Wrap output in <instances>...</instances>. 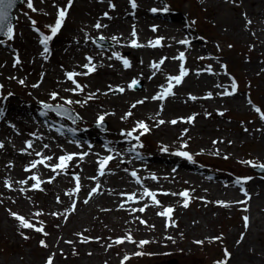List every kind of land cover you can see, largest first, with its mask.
Returning <instances> with one entry per match:
<instances>
[{
	"label": "rangeland",
	"instance_id": "374dc122",
	"mask_svg": "<svg viewBox=\"0 0 264 264\" xmlns=\"http://www.w3.org/2000/svg\"><path fill=\"white\" fill-rule=\"evenodd\" d=\"M136 3L133 10L129 0H73L63 27L49 42L47 54L40 37L51 35L49 26L54 25L58 10L67 5V0H33L37 11L29 9L27 0H23L14 8L13 37L0 40V144H3L0 264H46L50 256L53 264L86 263L89 258H94L90 264H220L226 259L227 264H250L243 255L230 260V252L239 254L242 250L245 254L246 246L264 255V196L258 198L259 209L240 204L247 200L244 188L252 193L256 191L253 182L264 191V172L258 174L257 167L251 166L264 165L261 156L264 131L258 126L264 121L261 118L264 94L260 90L264 81V52L258 51L255 30L250 33L245 29L249 26L246 19L250 6L246 0H213L212 6L206 0H136ZM261 20L264 25V17ZM32 21H36L35 29ZM121 22L125 23L124 28ZM97 23L106 27L96 29ZM140 25L149 29L145 41L140 37ZM133 27L136 39L145 49L130 46ZM236 27L249 35L248 40ZM101 36L111 46L102 47L94 42ZM113 37L119 42L113 41ZM158 38H162L161 46H147ZM184 39L192 40L189 46L178 43ZM181 50L189 73L183 84L176 86V93L163 101L151 99L168 85V62L174 64L171 76L179 75L181 62L172 58ZM117 55L122 59H116ZM164 57L167 59L159 71L151 68L152 63ZM87 58L95 65L94 72L88 73L84 67ZM123 59L131 67L124 68ZM215 71L222 73L219 77L229 83L226 90L235 81L238 91L235 98L223 100L217 93L187 87L202 76L214 77ZM71 72L80 74L74 79L83 91L75 90V85L67 79L66 74ZM145 79L151 84L147 90ZM133 80L142 83L140 89L130 87ZM120 88L124 91H116ZM53 93L57 94L56 99L52 98ZM210 93L211 98H207ZM89 95L93 98L88 99ZM247 95L259 112L247 104ZM68 99L81 103L67 105L64 101ZM234 99L241 104L238 108ZM139 100L145 103L133 108ZM43 102L66 105L81 116L79 124L73 126L77 128L75 137L68 135V128L58 130L57 123L67 122L57 119L54 113L44 112L40 108ZM129 112L131 115H127ZM99 116L105 117L104 132L92 127ZM190 117H194L193 121L185 122ZM159 120L165 123L158 126ZM172 120L177 123L171 124ZM140 121L148 125L149 131L143 135L134 131L139 141L126 142L130 138L126 133ZM200 125L204 126L203 132ZM224 138L225 143L220 140ZM214 139L219 147L216 150L212 148ZM27 142L32 143V148L26 147ZM137 142L143 145L137 147L139 159L129 151ZM104 143L112 151L103 148ZM45 144L48 148H44ZM185 144L187 147H183ZM96 149L99 155L91 157ZM177 151L187 152L205 166L174 155ZM84 153L87 155L81 161L79 156ZM69 154L76 157L66 172L53 173L51 166L59 162L60 156ZM109 154L114 159L105 169L106 174L100 176L98 161ZM44 157H51L46 160L49 167L38 164L35 169L25 171ZM131 171L137 172L141 184L135 182ZM33 175L39 177L43 191L33 188L35 181L29 179ZM153 175L156 180L151 179ZM53 176L55 180L47 183ZM76 176L80 177L79 193L75 191ZM245 178L247 183H237ZM24 180L28 183H19ZM97 184L98 193L84 204ZM145 187L157 193L160 206L153 205L150 198L134 203L121 195L135 193L139 200ZM234 188L237 195L231 201L229 193ZM184 191L189 193L187 208L182 206L184 201L179 195ZM165 192L177 195H163ZM236 199L240 200L236 202ZM145 205L148 207L144 213L131 211ZM167 207L174 209V227L165 217L157 215ZM36 212L42 215L36 216ZM11 213L36 227L43 226L48 235L21 229ZM246 216L249 217L247 229L243 219ZM140 219L154 227L141 225ZM186 224L196 227L187 231ZM128 235L134 243L126 240ZM117 239H124L125 243L117 245L114 243ZM41 240L47 248L41 246ZM142 240L149 243L140 248L138 244ZM226 250L230 258L225 257ZM136 252L144 254L137 256ZM125 257H128L126 261ZM253 263L257 264L256 260Z\"/></svg>",
	"mask_w": 264,
	"mask_h": 264
},
{
	"label": "snow or ice",
	"instance_id": "6c2138e0",
	"mask_svg": "<svg viewBox=\"0 0 264 264\" xmlns=\"http://www.w3.org/2000/svg\"><path fill=\"white\" fill-rule=\"evenodd\" d=\"M16 2H17V0H0V20H3L7 16L8 11L14 7ZM72 3H73V0H67V5L64 8H61V9L58 10L57 18L55 20L54 25L49 26L51 35H41L40 43L43 45V51H44L45 54H47L49 52V47H48L49 42L60 32L61 28L63 27L64 22H65V20L67 18V15H68V9L71 8ZM129 3H130L131 8L133 10H135L137 8L136 0H129ZM27 7L29 9H31L32 11H37L34 8V6H33V0H27ZM166 10L167 9H165V11ZM152 11L155 13L157 10L156 9H152ZM105 15L107 16V13ZM109 18H111V17H109ZM248 23H251V21H248ZM35 24H36V21H32V25H33L34 29H35ZM101 27H106V25L102 26L100 23H97L95 25L96 29H100ZM0 30H2V29H0ZM152 31L155 32L156 28L153 27ZM7 35H8L9 39H12L13 29L11 27H9L7 29ZM131 35L133 37V39L131 40V44H130L131 47H133V48H141V47L145 46V45L140 44L138 42V40L136 39L137 33H136L134 27H133V31H132ZM99 39L100 40H104L105 38L103 36H101V37H99ZM112 39H113V41H116L117 43L119 42L116 37H113ZM161 43H162V38H158L156 40L150 41L147 46L148 47H152V48H156V47L161 46ZM179 43L181 45H186V46L190 45V41L187 40V39L181 40V41H179ZM87 59H88V64L84 65V67L88 69V73L94 72L96 70L95 69V65L92 64L91 58H87ZM116 59L120 60L122 58L119 55H117ZM166 59H167V57H164L159 62L152 63L151 64V68L156 70V71H159L160 68H161V65L164 64ZM172 59L179 60L181 62L180 66H179L180 67L179 75H176V76L169 75V76H167L168 86L161 93L153 96L151 98L153 100L163 101L167 97H170V96L174 95L173 88L175 86H179L180 84H182L183 81H184V78L189 74L187 69L184 66V62H185V53L184 52H180L177 57H173ZM16 63L18 64V63H20V61L16 60ZM122 63H123L124 68H126V69L131 67L130 62L127 59H123ZM85 74H87V73H85ZM66 75H67V79L70 80L75 85V90L83 91V87L79 83H77V81L74 79V77H76L77 75H80L79 73L71 72V73H67ZM21 83H23V81H21ZM137 84H138V82L136 80H133L132 84L130 85V87L134 88L135 86H137ZM35 86L36 85H34V87ZM217 87H220V85H217ZM232 89H233V92H228L227 90H225L223 95L230 96V95L234 94L235 89H236L235 81H233ZM75 90L69 89L68 91H74L75 92ZM116 91L123 92L124 89L120 88V89H116ZM56 95L57 94L53 93L52 94V98L56 99ZM92 98H93V96L89 95L88 99H92ZM207 98H211V94H209V96ZM146 99L147 98H145V100ZM190 99L195 100L196 97H190ZM145 100L137 101L135 104L132 105V107L135 108L137 106V104L145 103ZM64 103L67 104V105H71L73 103H81V101H72V100L68 99V100H65ZM85 103H86V101H85ZM44 107L46 109H48V110H58L61 113H63L65 116H67L68 118H72V114H71V112L68 109H62V108H60V109H52L50 105H44ZM161 110H162V106H161ZM256 111L259 112L260 109L257 108ZM0 114H2V113H0ZM43 114H45V113H42V115ZM127 115H131V113L129 112ZM221 115H222V113H221ZM125 118H127V117H125ZM261 118L264 119V116H262ZM104 119H105L104 116H99L98 117V121H97L98 126L102 125ZM193 119H194V117H190L185 122L191 123L193 121ZM164 123H165V121L159 120L157 122V125L159 126V125H162ZM170 123L175 125L177 123V121L176 120H172V121H170ZM134 131H140V135H143V134H145V133H147L149 131V128H148V125L146 123H144L143 121H140V122H137V127L136 128H134L132 131H128L126 133V135L128 137H130L131 139L139 141L140 137L139 136H134L133 135ZM122 135H124V133H122ZM214 143H216V142L214 141ZM26 147L27 148H32V143L31 142H27ZM136 147H143V145L142 144L134 145L132 148L129 149V151L135 154L134 155L135 159H139L140 156H139V153L136 152ZM183 147H187V145L185 144V145H183ZM0 148H3V144H0ZM44 148H48V145L45 144ZM164 150L167 151L166 148ZM109 151H112V150L109 149ZM173 154L176 155V156H182V157H185V158L191 160V156H189V154L187 152L177 151V152H175ZM37 155H41V154L37 153ZM85 155H87V153H84L83 155H80L79 159L81 161H83ZM117 155H119V153H117ZM75 157H76V154H69V155L60 156L59 157V162L57 164H55L54 166H51V171L53 173H57V174L65 173L66 170L69 167V163ZM113 159H114V157L112 155H109V156H106L104 159L98 161V164H99V175L100 176H104L106 174L105 169L107 168L109 162L112 161ZM225 159H227V157H225ZM46 160H51V157H44V158H42L39 161L33 162L31 164V168H26L25 171H31V169H35L38 164H43L45 167H49V165L46 164ZM120 162L123 163L124 161L121 159ZM245 163H251V162H245ZM251 166L258 167L261 170H264V165L252 164ZM125 171H128V170L125 169ZM130 175L134 178V180H135V182L137 184H141V179H140V177L137 176V172L136 171H131ZM29 179H31L32 181H35V184L33 185V188L35 190L43 191V189L40 188L41 181H40L39 177L33 175V176L29 177ZM74 179L76 180L75 191H76V193H79L80 188H81V185L79 183L80 177L76 176V177H74ZM151 179L152 180H156L157 177L155 175H153L151 177ZM247 179L248 178H245L244 180H241V181H237V183L238 184L247 183ZM53 180H55V176L51 177L47 181V183H52ZM19 183L27 184L28 181L27 180L19 181ZM5 186L8 187L9 189H11V185L8 182H5ZM99 187H100L99 184H97L96 187H94L91 190V192L89 193V198L85 199L83 201L84 204H88L89 203V199H91V197L93 195H96L98 193ZM162 194L163 195H173V196L177 195L176 193H166V192L162 193ZM121 195L122 196H126V199L128 201H132L134 203H140V201L143 200L144 198H150L153 205L160 206V201L157 200V193L150 191L146 187L144 188L143 192L141 193L139 200L136 198V194L135 193H132V194H124V193H122ZM179 195L183 198V201H184L182 206L184 208H187L189 206V193L187 191H184V192L179 193ZM244 195L248 196V193L244 192ZM57 202L58 203L60 202L59 199L57 200ZM218 203L221 204V206H225V207L228 206V205L224 204L223 202H218ZM245 203H246V201H245ZM75 207H76V205H75V202H74L72 204L73 211L75 210ZM121 207H123V205H121ZM147 207H148V205H145L144 207L134 208L131 211L133 213H135V212L144 213ZM245 210H247V209H245ZM173 212H174V209L172 207H167V208H164L163 211L158 212L157 215L161 216V217H165L167 219V221L171 222L170 226L174 227L175 223L172 220ZM11 215L16 221H18V226L21 229H32V230H34L37 233H41L43 235H48V233H46L44 231L43 226L36 227L33 223L29 222L24 217H22V216H20V215H18L16 213H11ZM35 215L36 216H40V215H42V213L41 212H36ZM53 215H56V214L53 213ZM243 219H244V226L247 229L249 227V217L246 216ZM139 223L141 225H145L146 227H154V225L153 226L147 225V222L145 220H143V219H140ZM168 226H169V224L166 223V228ZM23 238L24 239H28L27 236H24ZM168 239H171V237H168ZM214 239L218 240V239H220V237H216ZM126 240L128 242H133L134 243L133 238H132L131 235H128L126 237ZM81 242L83 243V242H88V241L87 240H82ZM66 243H71V242L70 241H66ZM114 243L117 244V245L123 244V243H125V240L124 239H117L116 241H114ZM148 243H149L148 240H142V241L139 242L138 247L143 248ZM196 243L200 244V243H203V242L202 241H197ZM40 244H41L42 247H45V248L48 247V245L43 240L40 241ZM143 254L144 253H142V252H136L135 253V255H137V256H141ZM224 255H225L226 258H230V254L227 251H225ZM124 259L126 261L128 259V257H125ZM46 264H53V258L51 256L47 259ZM220 264H227V259L222 261V262H220Z\"/></svg>",
	"mask_w": 264,
	"mask_h": 264
},
{
	"label": "bare ground",
	"instance_id": "6f19581e",
	"mask_svg": "<svg viewBox=\"0 0 264 264\" xmlns=\"http://www.w3.org/2000/svg\"><path fill=\"white\" fill-rule=\"evenodd\" d=\"M206 1H209L210 3V5H211V1H213V0H206ZM247 1V3H248V5L250 6L249 7V10H248V15H247V19H246V26L247 25H249V26H247V28H245L248 32L250 31V33H251V31H254L255 30V33H256V37H255V39H256V44H257V46H258V51L260 52V51H263L264 52V25L261 23V18H263L264 17V0H246ZM217 4H219L218 2H217ZM204 5V4H203ZM212 6V5H211ZM254 7L256 8V9H254ZM10 16H11V13H10ZM7 18H9V11H8V13H7V16L3 19V20H0V22H3V23H5V21H6V19ZM219 19H221V18H219ZM248 21H251V23H248ZM243 23H244V21H243ZM120 24H122V22L120 23ZM244 26H245V23H244ZM125 27V23H123L122 24V28H124ZM166 27V26H165ZM167 27H169V30H171L170 29V27L171 26H168L167 25ZM140 28L141 29H139V31L141 32V34H142V36L140 35V37H142L143 39V41H145V38H146V36H148L149 35V29H146L145 28V26L144 25H140ZM238 32H239V34L240 35H242L243 36V38L245 39V40H248V38H249V35L246 33V32H244V31H241V28L240 29H238L237 27L235 28ZM238 35V34H237ZM239 38H240V36H238ZM131 39H133V37L131 36ZM171 47L173 48V49H175V45L174 44H171ZM142 49H145V48H143V47H141ZM143 52V51H142ZM168 65H169V67H168V69H169V73H170V75L172 74V72H171V68H173V66H174V64L172 63V62H168L167 63ZM187 65V64H186ZM186 65H184L185 66V68H186ZM254 63L252 64V66H251V68H253L254 67ZM216 72V71H215ZM218 72H216V75H214V77H209V76H207V75H205V76H202V77H200V78H197V79H195V80H193V82H190V83H188V85H187V87L189 88V89H192L193 90V88L194 89H196V90H207V91H209V92H212V93H217L216 94V96H219L220 95V98L221 99H223V98H227V97H233V98H235V95L237 94V90H235V92H234V94L233 95H230V96H225V95H223V93H224V91L226 90V88H225V86H227V85H229V83L228 82H226L224 79H222V78H220L219 76L221 75V74H217ZM257 76H258V74H256ZM260 78H261V76H260ZM144 84H145V87H144V89L145 90H147L148 88H150L151 87V84H150V82H149V79H145L144 80ZM217 85H220V87H217ZM258 87H259V85H258ZM180 88V87H179ZM178 88V89H179ZM222 88V89H221ZM230 88V87H229ZM232 90V91H231ZM260 90L262 91V93L264 94V81H262L261 82V85H260ZM228 92H233V89H232V87L230 88V89H228L227 90ZM211 94V93H210ZM219 94V95H218ZM209 96V95H208ZM212 96V95H211ZM233 98H231V99H233ZM230 99V98H229ZM223 100H225V99H223ZM235 101H234V105H235V107H239L241 104H239V102H238V100L237 99H234ZM233 103V102H232ZM262 109H263V111H264V106H262ZM263 124V125H262ZM262 124H259L258 126H259V128L260 129H262L263 131H264V121H262ZM203 125H200V127H202ZM216 126H218L219 128H220V125L219 124H217ZM205 129H204V126H203V128H200V131L201 132H203ZM263 137H264V135H263ZM220 140H222V142L223 143H225V140L227 141V139H220ZM48 141H50V139H48ZM214 141H215V139L212 141V148L213 149H218L219 147L217 146V142L216 143H214ZM210 148V147H209ZM97 151L95 152V155L94 154H92L91 155V157H95L96 155H99V153H98V149H96ZM261 156H263L264 157V152H263V155H261ZM260 157V156H259ZM261 158V157H260ZM257 161H260V160H257ZM253 184L254 185H256V186H254L255 188L254 189H256V191L254 192V193H252L251 192V190L250 189H247V191H244V192H247L248 193V196H247V200H246V203H245V201L244 202H242V201H240V203L242 204V203H244V206H248L249 207V209H251V208H253V210H255L256 208L257 209H259V207H260V205H257V203H260L259 202V199L258 198H262L264 195H263V193H264V191H263V189L258 185V183L256 182V183H254L253 182ZM232 191H233V193H229V196H230V198H231V201H232V199L233 200H235V197H236V195H237V189H232ZM236 192V193H235ZM226 195H228V194H226ZM234 195V196H233ZM254 197V198H253ZM252 198H253V201L251 202V200H252ZM238 200H240V199H236V202H238ZM250 203V204H249ZM255 206H256V208H255ZM253 223H255V221L253 220ZM250 224H251V222H250ZM194 227H196V225H188L187 226V224H186V226H185V228H186V230L188 231V230H191V229H193ZM150 228V227H149ZM157 232H158V230H157ZM159 233V232H158ZM242 243V241L240 242V244ZM246 253L245 254H242V250H240V252H239V254H237V252L234 254V252L232 251V252H230V253H232V257L230 258V260L232 259V258H234L236 255L238 256V257H240L241 255H243L245 258H246V262H248V263H250V264H254L253 263V261L254 260H256V263L257 264H262V260L264 259V255L263 254H261V253H257L255 250H253L252 248H249V247H247L246 246ZM227 251V250H226ZM248 253L249 254H253V256L252 257H250V255H248ZM169 253H167V255H168ZM162 256H164V255H162ZM93 259L94 258H89L88 260H86V263H82V262H80V264H90V260L91 261H93ZM238 263H239V261H238Z\"/></svg>",
	"mask_w": 264,
	"mask_h": 264
},
{
	"label": "water",
	"instance_id": "95a60500",
	"mask_svg": "<svg viewBox=\"0 0 264 264\" xmlns=\"http://www.w3.org/2000/svg\"><path fill=\"white\" fill-rule=\"evenodd\" d=\"M23 0H17L16 4L14 5V7L12 9L9 10V18L6 19L5 23L0 22V37L3 36H7V29L9 27L12 28V24H13V17L12 15L10 16V13H12V11L14 10V8H16L17 6H19L22 3Z\"/></svg>",
	"mask_w": 264,
	"mask_h": 264
}]
</instances>
